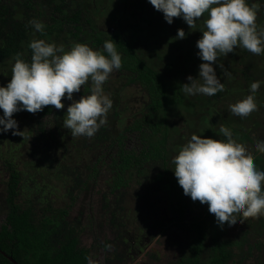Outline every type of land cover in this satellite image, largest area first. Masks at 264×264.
Segmentation results:
<instances>
[{
  "label": "trees",
  "instance_id": "trees-1",
  "mask_svg": "<svg viewBox=\"0 0 264 264\" xmlns=\"http://www.w3.org/2000/svg\"><path fill=\"white\" fill-rule=\"evenodd\" d=\"M248 2L253 4V0ZM132 3L131 15L126 12L128 0H117L113 5L114 11L110 0H0L2 86L11 80L12 66L18 53L21 58L31 60L32 50L28 44L33 39L63 44L65 50L77 42L102 50L104 42L111 40L108 34L99 31L103 15L114 21L122 14L123 24L133 17V31L129 32L132 43L128 33L112 35L122 57V67L116 70L119 77L116 82L109 78L104 84L116 114L123 116L122 119L117 118L118 124H112L111 120L93 137L72 138L59 151L56 148L59 145L45 135L57 130L58 138L63 141L66 140L65 134L71 136V133L62 126L66 113L59 115L57 110L53 111L54 106L48 105L36 113L24 110L13 114L21 135H13V130L0 133V183L5 191V208H8V216L0 227V264H87L90 250L79 246L74 227L67 220L68 197L75 199L73 189L77 182L80 180V196L82 192L89 194L96 190L95 180L106 169L113 174L111 188L115 190L129 181L125 177L126 171L140 170L144 158H161L163 150L160 142L163 139L159 137H166L169 132L167 111L177 103H184L185 97L181 93L182 80H178L177 88H173L156 70V63L158 60L166 62L169 69L171 65H177L180 71L192 62L197 65L203 63L197 56L199 49L196 42L203 35L201 30L207 14L197 21L196 28L190 29L179 17L173 18V23H167L163 13L157 11L149 0H132ZM106 8L108 12H104ZM262 12L261 9L260 15L257 12L255 23L258 30H264ZM32 19L45 25L43 33L29 25L28 21ZM178 29L185 31V38H176ZM147 33L150 35L147 36ZM142 44H149L147 57L134 46ZM221 64L223 67H220ZM213 66L217 77H223L220 81L225 84L224 90L213 96L215 99L236 92L244 93L245 97L251 84L264 82V55L252 57L243 48H237L227 56L221 55ZM192 73L195 74V70ZM118 81L124 84L118 85ZM135 85H141L147 91L149 101L138 107L130 123L124 108L118 110L125 101L120 99L122 93H126L124 88ZM81 89L74 94L78 97L79 93L80 96L90 94L91 81ZM254 104L258 106L257 115H264V83L256 93ZM253 120L251 115L244 123L253 124ZM133 133L145 143L139 153L126 144ZM244 135L246 137V133ZM155 178L159 186L162 184L166 190L171 188V182L176 181L165 172H158ZM66 191L68 195L65 197ZM211 228H214V240L208 238V229ZM189 229L194 231V246H190L187 264H204L206 260L208 264H227L233 260L228 249L231 241L219 240L224 235L214 227V222L195 219Z\"/></svg>",
  "mask_w": 264,
  "mask_h": 264
},
{
  "label": "clouds",
  "instance_id": "clouds-1",
  "mask_svg": "<svg viewBox=\"0 0 264 264\" xmlns=\"http://www.w3.org/2000/svg\"><path fill=\"white\" fill-rule=\"evenodd\" d=\"M149 3L163 13L167 23L179 17L190 29L196 28L197 21L207 14L201 30L203 35L196 42L197 56L204 62L199 65L198 77L189 75V82L182 85L185 95L214 96L224 90L225 84L213 66L221 55L227 56L237 48H243L252 57L264 55V30H258L255 23L258 4H249L248 0H149ZM28 23L37 32H44L41 21L32 19ZM185 36L183 29L177 30L176 38ZM113 41L106 40L102 50L78 42L65 50L63 44L33 39L28 44L31 60L21 58L18 53L11 80L6 86L0 85L3 111L0 133L13 130V135H21L14 113L24 110L36 113L48 105L63 109L62 98H66L72 102L62 126L73 137H93L107 124L113 105L104 84L113 71L122 67L121 54ZM89 81L90 94L74 99L73 94L80 92L81 86ZM261 83L250 85L251 95L245 100L229 105L234 117L246 120L257 112L254 100ZM219 132L225 140L193 134L173 157L172 170L184 194L207 204L214 227L223 231L249 217L264 216V171L257 168L243 146L233 142L228 127L221 125ZM255 148L264 154V140L257 141Z\"/></svg>",
  "mask_w": 264,
  "mask_h": 264
},
{
  "label": "flooded vegetation",
  "instance_id": "flooded-vegetation-1",
  "mask_svg": "<svg viewBox=\"0 0 264 264\" xmlns=\"http://www.w3.org/2000/svg\"><path fill=\"white\" fill-rule=\"evenodd\" d=\"M116 3L117 0H110L113 11V5ZM253 4H258L259 15L261 14L260 9L263 10L262 13L264 14V0H253ZM104 12H108V8ZM126 12L132 15V0H128ZM132 19L133 17H130L123 24L122 14L114 21H110L104 14L99 31L108 34L111 39L115 33H128L129 41L132 43V35L130 34L133 31V28H131ZM94 33L97 34L95 31ZM149 35L150 33H147V36ZM134 46L138 51L146 53V57L149 56V44ZM200 64L197 65L192 62L188 68L185 66L186 69L180 71L177 65L170 64L171 68L169 69L166 62L158 60L156 70L163 75L165 82L173 88H177L176 82L178 80H182L184 84L189 82L187 80L189 75L194 78L198 77ZM175 69L178 70L175 71ZM192 70H195V74L192 73ZM117 73L115 70L111 73L113 76L110 74L109 78L113 79L112 82L119 79ZM224 77L226 78V76ZM218 78L222 80L223 77L219 76ZM119 83L124 84L123 81H118V85ZM169 89L171 90V88ZM124 90H126V93H122L120 99L125 101L121 103L122 108L118 112L124 108L125 116L129 118L128 121L131 123L138 107L143 102L149 101V94L141 85L126 86ZM181 93L185 97L184 103H177L176 106L174 105L167 111L169 132H167L166 137H159L163 139L160 142L163 150L160 159L147 160V158H144L140 170L126 171L125 177L129 181L115 190L111 188L113 174L106 170L107 176L104 177L107 180V190H102L100 194L97 192L101 190V186L98 184L99 177L103 176L101 173L95 180L97 191L93 190L89 194L82 192L83 204L80 210L75 213V216L71 212L73 205L81 198L80 184H78L80 180L73 189V191L75 190V199L68 197L69 212L67 220L71 221L77 240H83V236L88 230L86 223L94 222L100 239L109 242L101 245L102 251H99V256H95L93 260L91 259L93 255L91 249L83 247L90 250L89 261L91 260L92 264H187L186 259L190 255V246H194L192 240L194 231L192 232L189 229L191 223L195 219L207 221L208 223L214 222V219L209 215L208 205L201 204L198 200L193 201L190 196L185 195L172 170L175 167L172 163L173 157L178 154L180 147L193 134L225 140L226 138L219 132V128L221 125L228 127L233 142L243 146L253 157L257 168L264 171V154L259 153L255 148L257 141L264 140V115H257V112H255L254 115L252 114L253 124L247 122V125H245L244 120L234 117L229 110L230 104L242 102L251 95L249 90L245 97L244 93L236 92L231 96L225 95L221 99L200 94L188 96L182 90ZM73 97L78 100L81 96L79 93V97L75 94H73ZM62 102L65 105L63 109L55 108L53 110H57L59 115H64L67 112V107L72 101L62 98ZM256 108L258 110V106ZM50 115L55 116L53 113ZM35 116L34 114L33 117L35 118ZM122 117L117 115L114 107H112L108 113V122L112 120V124H118L117 118L122 119ZM52 131L54 132L51 133ZM52 131H47L51 134L45 136L59 145L56 147L59 151L60 148L68 145L72 138L78 137L66 133V140L62 141L61 138H58L57 130ZM126 144L127 147L134 148L137 153H139L141 147H145V143L137 139L136 133L131 134L130 141ZM56 164V162L53 163L54 166ZM158 172H165L170 178L176 180L171 182V188L166 190L162 184L159 186V181L155 178ZM166 185L169 186V184ZM95 191L96 196L100 194L96 208L89 205L90 201L88 199ZM67 195L68 191H66L65 197ZM162 206L164 209H162ZM7 216L8 208L0 210V222H2L0 227L4 224ZM209 231L208 238L214 240V228L208 229V233ZM219 232L224 235L219 240L231 241L228 249L232 252L233 260H230L227 264H246L248 258L254 259L257 264H264V216L259 218L249 217L243 223H237L235 227L225 228L223 231L219 230ZM208 263V260H206L204 264Z\"/></svg>",
  "mask_w": 264,
  "mask_h": 264
},
{
  "label": "rangeland",
  "instance_id": "rangeland-1",
  "mask_svg": "<svg viewBox=\"0 0 264 264\" xmlns=\"http://www.w3.org/2000/svg\"><path fill=\"white\" fill-rule=\"evenodd\" d=\"M233 67L236 68V65H234ZM230 81H232V80H230ZM232 84H235V83H232ZM232 84H230V85H232ZM102 174H103V176H100L98 179V184L101 186L100 187L101 190L98 191L97 193H100V194H101L102 190H104V189L107 190V180L105 178L107 176L106 169H105V172H103ZM96 191L90 198H88L90 201L89 205H91L92 207H95V208H96V205L99 202V198H100V194H98L99 196H96ZM4 193H5V191L3 190V186L0 183V210L6 209L5 208V202H4L5 201L4 200V197H5ZM82 201H83V197L81 196V198H79V200L76 202V204L73 205L72 212H71L73 216H75V213L80 210V207L83 204ZM162 209H164L163 206H162ZM1 223L2 222H0V224ZM93 223L94 222H87L86 223V227L88 228V230L85 232V234L83 236V240H79L80 246L90 248L91 251L93 252V255L91 256L92 260L94 259L95 256H99V254H98L99 251H102L101 245H103L105 243H109V242H106V241H103L100 239L99 233L96 230V226ZM109 247H112V246H109ZM92 252H91V254H92ZM100 262H101V259H100ZM246 264H257V261H255L254 259L248 258L246 260Z\"/></svg>",
  "mask_w": 264,
  "mask_h": 264
},
{
  "label": "water",
  "instance_id": "water-1",
  "mask_svg": "<svg viewBox=\"0 0 264 264\" xmlns=\"http://www.w3.org/2000/svg\"><path fill=\"white\" fill-rule=\"evenodd\" d=\"M10 259L14 261V259H13L12 257H10ZM14 262L16 263V261H14ZM16 264H17V263H16Z\"/></svg>",
  "mask_w": 264,
  "mask_h": 264
}]
</instances>
